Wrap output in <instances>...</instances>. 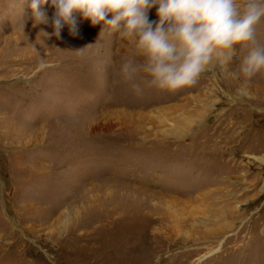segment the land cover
<instances>
[{
	"label": "rangeland",
	"instance_id": "obj_1",
	"mask_svg": "<svg viewBox=\"0 0 264 264\" xmlns=\"http://www.w3.org/2000/svg\"><path fill=\"white\" fill-rule=\"evenodd\" d=\"M30 3L0 0V264H264V71L233 75L247 49L137 95L128 39L80 13L57 37Z\"/></svg>",
	"mask_w": 264,
	"mask_h": 264
},
{
	"label": "clouds",
	"instance_id": "obj_2",
	"mask_svg": "<svg viewBox=\"0 0 264 264\" xmlns=\"http://www.w3.org/2000/svg\"><path fill=\"white\" fill-rule=\"evenodd\" d=\"M31 0L35 25L51 24L55 35L68 25L78 34L75 14L93 26L128 39L134 55L121 65V75L137 95L144 88L177 91L195 85L217 64L226 67L247 49L233 72L251 80L264 71V43L258 26L264 22V0ZM155 8L157 20L149 18Z\"/></svg>",
	"mask_w": 264,
	"mask_h": 264
}]
</instances>
